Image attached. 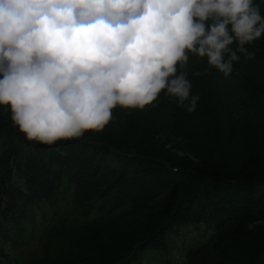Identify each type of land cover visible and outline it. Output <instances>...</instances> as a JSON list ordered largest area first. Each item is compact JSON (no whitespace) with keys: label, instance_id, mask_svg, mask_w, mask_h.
<instances>
[{"label":"trees","instance_id":"trees-1","mask_svg":"<svg viewBox=\"0 0 264 264\" xmlns=\"http://www.w3.org/2000/svg\"><path fill=\"white\" fill-rule=\"evenodd\" d=\"M246 47L255 55L241 54L227 76L188 53L182 70L200 96L196 110L177 108L163 92L143 109L116 106L131 111L125 134L105 127L45 145L27 140L10 106L0 105V262L142 264L133 256L140 244L167 253L157 243L181 239L179 229L198 248L175 246L181 264H264V226L252 227L264 223V209H248L264 206V165L249 152L248 165L230 159L246 125L220 99L230 82L264 102V34ZM166 130L190 142L198 162L162 167L145 144ZM216 186L226 193H210Z\"/></svg>","mask_w":264,"mask_h":264},{"label":"clouds","instance_id":"clouds-1","mask_svg":"<svg viewBox=\"0 0 264 264\" xmlns=\"http://www.w3.org/2000/svg\"><path fill=\"white\" fill-rule=\"evenodd\" d=\"M262 34L254 0H0V105L45 145L100 132L116 106L161 92L192 113L188 53L227 76Z\"/></svg>","mask_w":264,"mask_h":264},{"label":"rangeland","instance_id":"rangeland-1","mask_svg":"<svg viewBox=\"0 0 264 264\" xmlns=\"http://www.w3.org/2000/svg\"><path fill=\"white\" fill-rule=\"evenodd\" d=\"M221 93L220 99L225 103L224 109L228 113H234L235 117L240 118L241 122L246 125L244 132L237 135L231 145L229 150L230 159L238 163L246 164L244 159L249 152L254 153L257 162H259L258 165H264V102H261L259 98L251 94L245 95L244 92L242 93L238 87H235L234 84H230V82H225V88ZM128 114H131V111L115 108L112 111V118L109 124L105 127L110 131H114L116 134H125L128 130L124 129L123 126L128 124L126 119ZM60 141L64 142L63 140ZM127 141L131 145L136 144L133 142L134 139ZM145 145L146 148H150L149 150H151V153H156V155L170 159L175 163L188 161L198 162L197 157L191 152L190 142L167 130L158 136L150 137ZM226 190L227 189L224 191V188L221 186L220 188L216 186L214 189L210 188V193L218 196L221 192L226 193ZM233 197L234 196L231 195L228 198L231 199ZM182 199H186V196ZM235 201L238 202L237 199H235ZM207 202L208 200L204 201V205H206ZM248 209H264V206L260 205V207H258L256 202H251ZM256 226H264V223L258 221L252 224V227ZM214 247H222V243L218 242Z\"/></svg>","mask_w":264,"mask_h":264}]
</instances>
